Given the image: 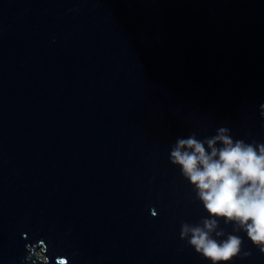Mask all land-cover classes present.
<instances>
[{"label": "water", "instance_id": "95a60500", "mask_svg": "<svg viewBox=\"0 0 264 264\" xmlns=\"http://www.w3.org/2000/svg\"><path fill=\"white\" fill-rule=\"evenodd\" d=\"M261 104L264 0H0V264H207L169 151L264 142Z\"/></svg>", "mask_w": 264, "mask_h": 264}, {"label": "clouds", "instance_id": "9594fccd", "mask_svg": "<svg viewBox=\"0 0 264 264\" xmlns=\"http://www.w3.org/2000/svg\"><path fill=\"white\" fill-rule=\"evenodd\" d=\"M260 115L264 118V104ZM169 161L179 167L208 213L199 224L183 223L181 240L207 264H236L244 255L243 237L222 238L225 233L217 229L223 221L238 226L264 253V142L246 143L221 127L211 138H177ZM152 215H157L155 209Z\"/></svg>", "mask_w": 264, "mask_h": 264}, {"label": "bare ground", "instance_id": "6f19581e", "mask_svg": "<svg viewBox=\"0 0 264 264\" xmlns=\"http://www.w3.org/2000/svg\"><path fill=\"white\" fill-rule=\"evenodd\" d=\"M43 250H44V249H43ZM40 251H41V249H40V250H38L39 254L41 253ZM42 261H45V259L43 258V260H42Z\"/></svg>", "mask_w": 264, "mask_h": 264}, {"label": "rangeland", "instance_id": "374dc122", "mask_svg": "<svg viewBox=\"0 0 264 264\" xmlns=\"http://www.w3.org/2000/svg\"><path fill=\"white\" fill-rule=\"evenodd\" d=\"M38 254H39V252H38ZM43 260V259H42Z\"/></svg>", "mask_w": 264, "mask_h": 264}]
</instances>
